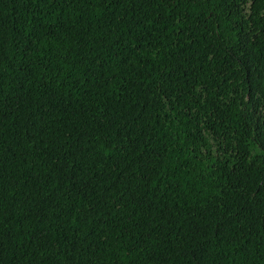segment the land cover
<instances>
[{
	"label": "trees",
	"instance_id": "obj_1",
	"mask_svg": "<svg viewBox=\"0 0 264 264\" xmlns=\"http://www.w3.org/2000/svg\"><path fill=\"white\" fill-rule=\"evenodd\" d=\"M0 264H264V0H0Z\"/></svg>",
	"mask_w": 264,
	"mask_h": 264
}]
</instances>
